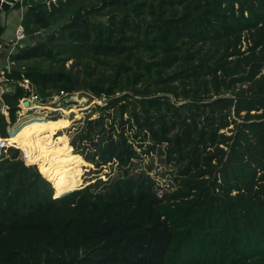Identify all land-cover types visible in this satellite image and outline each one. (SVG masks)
<instances>
[{"label":"trees","instance_id":"trees-1","mask_svg":"<svg viewBox=\"0 0 264 264\" xmlns=\"http://www.w3.org/2000/svg\"><path fill=\"white\" fill-rule=\"evenodd\" d=\"M11 9H26V39L0 83V145L27 164L0 155V264H264V0ZM23 77L45 106L61 92L106 104L71 145L56 138L66 118L10 136ZM154 156L172 190L140 168ZM83 164L117 173L83 186Z\"/></svg>","mask_w":264,"mask_h":264},{"label":"rangeland","instance_id":"rangeland-1","mask_svg":"<svg viewBox=\"0 0 264 264\" xmlns=\"http://www.w3.org/2000/svg\"><path fill=\"white\" fill-rule=\"evenodd\" d=\"M17 11L18 9H11L10 11L6 12L7 15L9 14L8 15L9 19L6 18L7 23L9 22L6 28V33H7L6 35H8L9 32H12V30H10L11 28H13V31H15L13 24L16 21V18L12 20L10 18L14 17L11 14H14V12ZM4 14L5 13L2 14L3 17L4 16L6 17L7 15ZM42 34L45 35V33ZM71 63L72 62L68 64V67L71 66ZM7 86L8 85H4L3 88L6 90ZM3 88H0V90L2 91ZM97 106H104V105H101L99 100L97 99L95 100V98L93 97H88L83 93H76L72 97L66 96V98H64L63 101L61 100L58 101V103H56L52 107L47 106V107L34 109L32 105L30 107H25L21 103L20 104L21 112L18 113L17 123L13 127L9 128V135L11 136V134L18 131L23 125L29 123L30 121H57L66 118L70 120L71 126L66 130L59 131L56 138L66 137L69 140V144L71 145V141L73 140L76 133L83 128L85 120L89 116L92 117V119H97L99 117L100 114L96 110ZM3 112L9 114L7 112V108L4 109ZM10 148L18 149L16 146H7V148L4 150V153H8V150ZM20 152H21L20 157L23 160H25V157L21 150ZM150 162H153L154 164V171L152 172L151 175L153 177H156V180L160 185V187L162 188V190L164 191L172 190L173 181H171L169 175H167L166 171L168 168L162 163L160 157L154 156L144 159L143 163L140 164V168L147 169V166ZM82 170L85 172L82 179L83 186L86 184L89 185L90 181H92L91 183H94L95 181L93 180L97 178L106 180L107 179L106 175L110 174L111 172H113L114 174L117 173L116 167H108L107 169H104L101 174H93L95 172L94 167L92 168V166L84 165V164Z\"/></svg>","mask_w":264,"mask_h":264},{"label":"built area","instance_id":"built-area-1","mask_svg":"<svg viewBox=\"0 0 264 264\" xmlns=\"http://www.w3.org/2000/svg\"><path fill=\"white\" fill-rule=\"evenodd\" d=\"M14 1H15L14 2V4H15L17 2V0H14ZM0 2H1V4H0V8H1L4 5V3L7 2V0H0ZM56 2H57V0H51L49 2V4L52 5V4H55ZM25 39H26L25 30H24L23 26H19L17 28V30H16L15 40H14V42H12L10 44L11 50L9 52L7 65L4 68L0 69V79H5L4 82H9L10 79L7 77V75L8 74L10 75L13 72V68H14V64H13V62L10 61L9 57L11 56V54H13V52L17 48V46H19L21 44V42H23ZM3 49H4V45L2 44V45H0V55L2 54ZM19 84L24 90H26L30 94V97L26 98V99H23L21 101V103L23 104V106H25L24 103L28 102L29 105L27 107H30L32 105L34 107V109L41 108V107H47V106H51L52 107L53 105L58 103V101H60V100L63 101L64 98H66V96H70L69 94H66L65 92H61L60 95L53 96L49 100L48 104L45 106V105H43L41 103L39 95H37V93H36V88H35L34 84L30 81V79H28L26 77H23L22 81H20ZM74 95H72V96H74ZM88 97L95 98L94 96H88ZM96 99L97 98H95V100ZM97 100L100 101L101 105H105L106 104V98L105 97H103L102 99H97ZM2 140H5V139H2ZM6 148L7 147L4 144L0 145V155L4 152V150Z\"/></svg>","mask_w":264,"mask_h":264},{"label":"crops","instance_id":"crops-1","mask_svg":"<svg viewBox=\"0 0 264 264\" xmlns=\"http://www.w3.org/2000/svg\"><path fill=\"white\" fill-rule=\"evenodd\" d=\"M31 1L36 2L38 4H44V3H49L51 0H42V3H39L40 0H37V1L36 0H31ZM52 5H54V4H52ZM25 13H26V9H20L17 12H14V14H11V15L14 16V17L10 18L11 20L16 18V21L13 24V27L15 28V31H13V28H11L10 30H12V32H9L8 35H6L7 34L6 33V28H7L9 22L7 23L6 18L9 19V17H8L9 14L7 15V13H5L4 15H7V16L3 17V15H2L3 13H1V15H0V25L3 28V33H2V36H1V40L3 41V43H2L3 45H6V44H8L10 42H14L16 30H17V28L19 26H21V21H22L24 15H25ZM0 32H1V30H0ZM7 54L8 53L2 52V54L0 55V69L4 68L7 65V61H8V55ZM2 82H4V79H0V83H2ZM1 95H2V91L0 90V110L3 111L6 108L2 107L3 106L2 105L3 102H2V98H1L2 96ZM1 108H3V109H1ZM3 113L5 115L7 114L6 112H3Z\"/></svg>","mask_w":264,"mask_h":264},{"label":"water","instance_id":"water-1","mask_svg":"<svg viewBox=\"0 0 264 264\" xmlns=\"http://www.w3.org/2000/svg\"><path fill=\"white\" fill-rule=\"evenodd\" d=\"M14 2H15L14 0H7V2L4 3V5L0 8V15H1V13H6V12L10 11V9L14 6ZM39 3H42V0H40ZM0 4H1V2H0ZM24 105L27 107L29 104H28V102H25ZM5 116H6L7 120H9V118H10L9 114H6ZM25 163H26V161H25ZM66 194H68V193H66ZM66 194H64V195H66ZM64 195H62V196H64ZM62 196H60V197H62ZM60 197H57V198H60Z\"/></svg>","mask_w":264,"mask_h":264}]
</instances>
